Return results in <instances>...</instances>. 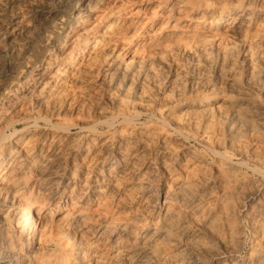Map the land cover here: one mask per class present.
I'll return each mask as SVG.
<instances>
[{
    "label": "rangeland",
    "instance_id": "1",
    "mask_svg": "<svg viewBox=\"0 0 264 264\" xmlns=\"http://www.w3.org/2000/svg\"><path fill=\"white\" fill-rule=\"evenodd\" d=\"M0 264H264V0H0Z\"/></svg>",
    "mask_w": 264,
    "mask_h": 264
},
{
    "label": "bare ground",
    "instance_id": "2",
    "mask_svg": "<svg viewBox=\"0 0 264 264\" xmlns=\"http://www.w3.org/2000/svg\"><path fill=\"white\" fill-rule=\"evenodd\" d=\"M21 209V208H19ZM19 213H22V232L28 233L30 232L31 228L36 224V220L38 217L39 211H41V208L37 211L33 208L32 205H29L24 211L18 210Z\"/></svg>",
    "mask_w": 264,
    "mask_h": 264
}]
</instances>
